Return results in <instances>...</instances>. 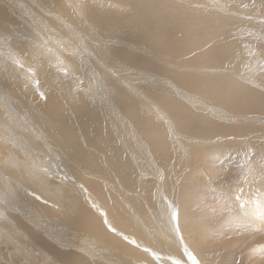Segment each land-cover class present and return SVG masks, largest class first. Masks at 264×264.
<instances>
[{
  "label": "bare ground",
  "instance_id": "obj_1",
  "mask_svg": "<svg viewBox=\"0 0 264 264\" xmlns=\"http://www.w3.org/2000/svg\"><path fill=\"white\" fill-rule=\"evenodd\" d=\"M252 24L261 35L264 0H0V83L24 98H0L1 130L34 135L0 131V159L51 216L9 185L0 194L25 220L4 222L1 238L21 230L70 264H193L189 252L199 264H264V149L239 154L264 145V100L242 94V80L264 79V46L246 45ZM239 64L238 77L211 80Z\"/></svg>",
  "mask_w": 264,
  "mask_h": 264
},
{
  "label": "rangeland",
  "instance_id": "obj_2",
  "mask_svg": "<svg viewBox=\"0 0 264 264\" xmlns=\"http://www.w3.org/2000/svg\"><path fill=\"white\" fill-rule=\"evenodd\" d=\"M253 17L254 16H251V15H248V17H247V19H249V20H247V21H250V22H252V19H253ZM249 22V23H250ZM256 22H258V23H260V22H263V21H256ZM253 23V22H252ZM251 24V23H250ZM253 25V24H252ZM257 25H253L252 27H249V28H247L248 29V31L250 32V34H251V37L250 38H248V40H252L254 43L253 44H246L247 46H249L250 48H261V47H263L264 46V31L263 32H261L262 34L260 35V31L258 30V27H256ZM264 28V27H263ZM117 37V36H116ZM112 41H121V40H112ZM113 46H114V44H113ZM245 52H249V50H246ZM0 56H2V54L0 53ZM167 60V62H170L171 60L169 59V58H167L166 59ZM166 63V62H165ZM238 67H237V69H235V70H229V71H224V73H222L221 75H217V76H213L214 78H211V80L212 81H214V80H217V79H220V78H223V79H230V78H232V77H238V75L239 74H237V73H239V71L241 70V69H244V67H243V65L242 64H239V65H237ZM39 66H37V67H32V69L33 68H38ZM29 74V73H28ZM38 74H39V71L38 70H36V69H34V71L31 73V75H30V78H31V81L32 82H34V83H36V84H34V83H31L30 84V86L32 87V89H33V92H31V94H33L32 96H34L35 95V97H36V103H38V104H41V103H43V102H45V100H46V98L44 97V95L47 97V95H46V93L44 94V92H45V88H44V84H43V81H41L42 80V78H39V76H38ZM261 74L262 75H264V70H262L261 71ZM33 75V76H32ZM35 77H36V79H35ZM35 80H34V79ZM249 79H251V77H248ZM40 81H41V83H40ZM259 81V82H258ZM256 83H258V87H256L257 86V84L256 85H254L253 84V82H251L250 80H246V81H244V80H242V83H243V85H244V87H242V94H244V92H243V88H251L252 90H254V92L255 93H257V94H259V95H256V100H258V101H262V100H264V98H261L260 97V95H264V88H263V86H264V79H260V80H258ZM260 83V84H259ZM1 84V83H0ZM33 85V86H32ZM2 89V90H1ZM3 90H4V92H3ZM42 90H44V92L42 91ZM37 91V92H36ZM39 91V92H38ZM42 91V92H41ZM10 92V91H9ZM35 93V94H34ZM195 94H199L198 92H194ZM4 94H5V96H6V98H5V96H4ZM40 94V95H39ZM14 94H10V93H8V91L3 87V85L1 84L0 85V98H2V100H7L8 99V101H10L9 102V104H11L12 102L14 103L16 100H21V101H24V98H19V99H16L17 97L14 95ZM245 95V94H244ZM3 96V97H2ZM8 96V97H7ZM11 96H12V98H11ZM10 97V98H9ZM15 97V98H14ZM37 97H38V99H37ZM4 98V99H3ZM44 98V99H43ZM9 99H12V100H15V101H12V100H9ZM43 99V100H42ZM41 100V101H40ZM12 103V104H13ZM9 104H7V106L9 105ZM250 103H248V104H245V105H249ZM40 110V109H39ZM157 117H156V116ZM160 115V116H159ZM159 115H157V114H154L153 115V117H155V118H157V119H163L164 117L161 115V114H159ZM160 117V118H159ZM3 121L4 120H1L0 119V131H1V134H5V133H7L8 132V130H10V131H12L13 133H15V134H17V135H22L23 137H24V139H30L29 140V142H28V140H27V142L28 143H30V141L31 142H33V140L30 138V136H32V138L34 139V135L33 134H31L32 132H29V130L27 129L26 131H24V132H19V131H15V129H14V127L13 126H11L10 124H9V127H10V129H4V130H1V128H2V126L1 125H3ZM168 121V122H167ZM6 124H8V122L6 123ZM163 124H171L172 125V127L174 128V130H176V126L174 125V122L172 121V120H169L167 117L164 119V122H163ZM36 130H37V128H35ZM170 130V129H169ZM3 131V132H2ZM25 132H27V133H25ZM176 132V131H175ZM174 132V133H175ZM9 133V132H8ZM23 133V134H22ZM25 134V135H24ZM3 136H5V135H3ZM26 136V137H25ZM193 136V135H192ZM194 138L193 139H196V138H198V137H200V136H193ZM187 138H190V137H187ZM190 139H192V138H190ZM37 140H39V142L41 141V139H36V142L33 144V143H31V144H33L34 146H36V147H33V148H35L36 150H38L39 152H41V153H43L44 152V147L43 146H45L42 142V144L41 143H39ZM236 142H234V143H232V145H234ZM264 143V142H263ZM9 144H11V143H8L7 145H8V148L10 149V151L11 152H15V153H17L18 151H17V149L19 150V152H22L21 151V149L18 147V146H16L14 143L13 144H11V145H9ZM237 144V143H236ZM42 145V146H41ZM231 145V144H230ZM238 145V144H237ZM242 147H244V149L246 150V153L244 154L243 153V151H239L240 153V155H241V153L244 155V156H248V157H250L251 158V156L254 158V155H256V153L258 154V153H261V151H263V150H261V149H264V145L263 146H261L262 148H260V147H258L256 144H254V143H252V144H245V143H243V144H240ZM245 145V146H244ZM39 146V147H38ZM239 146V145H238ZM258 148V149H257ZM7 150V149H6ZM41 150H43V151H41ZM2 151V150H1ZM248 151V152H247ZM256 151V152H255ZM258 151V152H257ZM48 152V151H47ZM20 153H18V159L19 160H21L22 162H24V163H28V165H30V166H33L34 165V163H32V161H27V159L25 158V156H23L22 155V157H20L21 156V154L19 155ZM11 155H8V156H6L7 158H9ZM14 157V156H13ZM21 158V159H20ZM23 158V159H22ZM0 190H2V192H3V196L4 195H6V197H11L12 195H9L8 193H6L10 188H11V186H12V189H14V191L15 192H17V194H19L20 195V198H22L23 200H26V197L25 196H28V198H27V200L29 199V201L30 202H32L33 204H36L37 206L40 204V206L38 207L39 208V213L41 214V215H44V216H46V217H48V218H51V216L49 215L50 213L46 210L48 207V205H46L43 201H41V198H38V197H34V195L31 193V194H29V193H27V192H25L22 188H21V190H22V192L24 191L25 192V194H23L20 190H19V187H21L20 186V180H18V176L16 175V174H14L13 172H10V171H12V169H10V170H8L6 167H5V165L4 164H2L3 163V160L2 159H0ZM58 163H62L61 161H59ZM64 164L66 165L67 164V162H64ZM262 166H263V170L260 172V176H261V178H263L264 179V160H262L261 161V163H260ZM3 167V168H2ZM62 170H64L65 169V166L63 165V166H59ZM4 169H6V170H4ZM7 173H6V172ZM22 172V171H21ZM6 173V174H5ZM5 175V176H4ZM2 177V178H1ZM9 177V178H8ZM18 177V178H17ZM4 179V180H3ZM20 179V178H19ZM6 180V181H5ZM4 181V182H3ZM52 182H53V180H51ZM9 182H11V183H9ZM15 182H17V183H15ZM18 182H19V184H18ZM9 183V184H8ZM14 183H15V185L16 186H18V187H14ZM54 183V182H53ZM56 183V182H55ZM54 183V184H55ZM61 185H63L62 184V182H59ZM76 183H77V181H76ZM13 184V185H12ZM57 184V183H56ZM55 184V185H56ZM9 185H11V186H9ZM260 187L262 188V189H264V185H260ZM5 192V193H4ZM8 195V196H7ZM25 195V196H24ZM258 198V197H257ZM30 199H33V201L32 200H30ZM3 201V202H2ZM5 200L2 198V195L0 194V226L1 227H3L4 225H6L7 223V226H6V228L7 227H10V226H16L13 222L15 221V223L17 222H19V220L20 221H22L23 222V219H24V216L21 214V213H19V212H17V211H15L14 212V210L13 209H9V204H8V202L7 201H5ZM28 201V202H29ZM35 201V202H34ZM29 202V203H30ZM78 204V206L80 207V203H77ZM206 204V209H210L211 207H209L208 206V204L207 203H205ZM43 205V206H42ZM79 207H77V212H76V215L75 216H77V214H78V212H79ZM24 208H26V207H24ZM52 209V208H51ZM24 209H22V211H23ZM52 210H54V209H52ZM55 211V210H54ZM226 211H228V210H226ZM229 211H231V208H230V210ZM24 212V211H23ZM44 212V213H43ZM56 212V211H55ZM5 213V215H3V214ZM8 215H10V217L8 216ZM211 215H213V214H211ZM57 216L58 217H60V215H58L57 214ZM22 219H20V218ZM215 217H216V214H215ZM230 218V216L226 219V222H228V219ZM10 219V220H9ZM25 220V219H24ZM13 221V222H12ZM4 222L6 223V224H4ZM71 222V221H70ZM30 223H32V222H30ZM12 224V225H11ZM28 225V227L29 226H31L29 229H30V231L35 235V236H39V237H37L38 239H41L42 237L44 238H42V241H43V243H45L46 245L47 244H49V246H50V249H54V251H62L63 253H65L66 255H69V256H71V257H75L74 259L75 260H77V257H78V259H80L81 257H82V263H86L87 261H84L85 260V256H84V254L81 252V251H79V250H77V249H70V248H67V247H64V246H62V245H60V244H57L55 241H54V239H52V238H50L46 233H45V230H41V227L39 228V230L37 231V230H35V229H32V225H30V224H27ZM70 226H72L71 225V223H70ZM11 228V227H10ZM13 229V228H12ZM13 231V230H12ZM35 232H37V233H35ZM15 235L14 236H16L15 237V240L14 239H12V238H8V239H6V238H3V236H2V238H1V235H0V239H2V240H0V262H1V264H44V263H46V264H48V263H50V264H68L69 263V261L68 260H66V261H62V260H60L58 257H55V256H53V255H50L49 253H48V251L46 250V249H40V250H43V252H38L37 251V248H35V247H40L38 244H35V242L33 243V241H31V240H29L28 238H29V236L27 235V234H25L24 232H22L21 230H20V234L18 233V232H13ZM18 233V234H17ZM22 233H24V234H22ZM39 233V234H38ZM46 234V235H45ZM26 236V237H25ZM24 237V238H23ZM28 237V238H27ZM26 238V239H25ZM4 239H5V241H4ZM48 241H47V240ZM11 240V241H10ZM17 240V241H16ZM22 240V241H21ZM25 240V241H24ZM45 240V241H44ZM20 243H19V242ZM9 242V243H8ZM52 244H51V243ZM5 245H4V244ZM7 243V244H6ZM10 243H11V245H10ZM22 243V244H21ZM14 244V245H13ZM35 246H34V245ZM4 245V246H3ZM9 245V246H8ZM12 246V247H11ZM15 246V247H14ZM28 250H26L24 247ZM54 246V247H53ZM262 245H258L257 247H254L253 245H252V247L250 248V250H252V249H256V248H259V247H261ZM59 247V248H58ZM5 248V249H4ZM12 249H13V252L11 253V251H12ZM17 249H18V251H17ZM21 249H23V250H21ZM35 249V250H34ZM8 250V251H7ZM34 251V252H32V251ZM7 251V252H6ZM37 251V252H36ZM73 253H72V252ZM77 251V252H76ZM45 252V253H44ZM5 253H6V255H5ZM39 253V254H38ZM3 254V255H2ZM12 254V255H11ZM13 254H14V256H13ZM22 254V255H21ZM47 254V255H46ZM75 254V255H74ZM16 255V256H15ZM19 257H18V256ZM2 256V257H1ZM6 256H7V258H6ZM12 256V257H11ZM43 256V257H42ZM49 256V257H48ZM4 257V258H3ZM10 257V258H9ZM39 257H40V259H39ZM48 257V258H47ZM80 257V258H79ZM19 258V259H18ZM11 259V260H10ZM13 259V260H12ZM39 259V260H38ZM52 259H53V261H52ZM2 260V261H1ZM4 261H6V262H4ZM89 261V260H88ZM56 262V263H55ZM80 263V262H79ZM70 264V263H69Z\"/></svg>",
  "mask_w": 264,
  "mask_h": 264
},
{
  "label": "snow or ice",
  "instance_id": "obj_3",
  "mask_svg": "<svg viewBox=\"0 0 264 264\" xmlns=\"http://www.w3.org/2000/svg\"><path fill=\"white\" fill-rule=\"evenodd\" d=\"M178 217H179L178 210L173 211V213H172V219L175 220V221H177V224H176V231L177 232H179V221H178ZM181 239H182V237H181ZM185 251H187L186 248H185ZM188 255H189V258L193 260V264H199V261H197L195 259V257L192 256V254L190 252L188 253Z\"/></svg>",
  "mask_w": 264,
  "mask_h": 264
}]
</instances>
